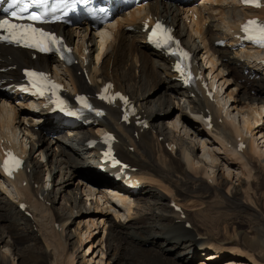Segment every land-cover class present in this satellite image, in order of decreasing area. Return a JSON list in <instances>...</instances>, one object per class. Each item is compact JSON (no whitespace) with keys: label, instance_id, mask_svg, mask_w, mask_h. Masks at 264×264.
<instances>
[{"label":"bare ground","instance_id":"6f19581e","mask_svg":"<svg viewBox=\"0 0 264 264\" xmlns=\"http://www.w3.org/2000/svg\"><path fill=\"white\" fill-rule=\"evenodd\" d=\"M185 5L187 6L183 8L164 1L153 0L146 7H139L121 14L109 26L107 33L101 36L89 31L87 27L69 30L57 26V31L62 34L65 41L69 45H75L76 64L71 69L55 70V77L65 81L71 91L78 90L87 93L96 92L98 87L106 81H111L115 91L125 92L134 101L135 107L138 108L136 122L144 121L149 126L148 130H142V126L136 122H132L127 127L119 125L118 109L111 108L105 119L96 126L87 129L76 128L72 132H66L65 136L63 134L65 139L68 138L72 142L71 145L77 146L69 145L72 150H76V153L90 154V159L85 158V160H91V163H86L87 161L81 163L78 161L79 159L76 160V154L67 148V143L65 146V142L60 140L62 137L56 142H49L48 147H45V137L49 127L39 126L34 123L35 121L31 123L32 118L40 122L43 118L46 120L45 112L38 115L21 103L14 106L18 101V96L10 94L11 90H2V87L7 84L0 85V142L2 140L18 142L20 153L25 159L24 170L17 175L13 182H6L0 173V221L5 223V228L13 234V246L16 251L20 252L16 247L18 241L23 239H35L36 241L39 238L47 247L44 258L47 262L53 261L52 264H55L58 257L63 254L60 249L66 248L63 246V242L67 240V234H65L67 222L77 215L84 214L82 212V208H84L90 215L101 214L104 218L109 219L113 217L112 214L125 217L128 223L136 222L133 224L131 222L128 225L124 222L118 224L113 222L108 227L109 230L105 231L110 264H180L178 260L174 261L168 258V255L182 250L185 252L183 255H190L189 258H192L197 251H205L208 248H213L217 252L209 257L220 258L232 250L228 248L232 246V240L227 237V231L223 235L222 241H216V236L212 232H202L203 235H201V232L196 228L192 230V221L196 211L221 216L226 212L223 211L225 208L228 212L235 211L246 215L253 211L254 218L259 221L255 236L260 249L258 256L263 257V215L243 204L237 197L238 190L228 188L227 194H224L219 179L215 175L210 178L207 174V167L217 168L221 156L218 157L215 151L209 149L200 157L199 162L205 164L201 172L199 173L197 169L193 174H189L188 171L194 169L192 158L197 146L201 145L203 152L205 151L206 141L203 140V137L208 136L214 140V145L218 146L220 152L224 151L225 156L221 159L224 164H231L233 161L230 162V158L234 161H242V165L249 170V173L255 171L257 177L264 178V165L259 163L261 150L257 145V139L255 140L257 134H263V132L255 130L263 125H261V121L264 104V82H258L261 65H257L255 61L260 54L264 55V51L253 52L246 49L236 51V42L231 41L232 34L239 29V24L243 19L255 14L264 16V9L256 12L246 8L240 9L234 0H199L197 4L188 1ZM144 14L156 16L174 28L178 38H181L186 47H189L195 60L200 57L199 55L202 56L201 58L204 59L208 67L201 65L198 66V69L208 79L209 87L213 88L216 83H219L218 88H221L222 91L223 86L229 83L224 77L228 72L229 76L238 77L244 82L249 93H254L256 97L261 95L260 99L256 97H251L252 100L248 99L259 101L262 104L260 109L254 107L253 111L250 108H248L250 110L248 112L241 110L240 113L238 111L237 113L243 117L241 124L235 114L234 118L231 117L232 114L229 111L225 112V117L222 114L224 106H220V102L228 105V101L232 98L231 93L225 97L218 93L215 94L217 106L208 102L200 94H196L194 98L189 97V91L180 88L177 75L171 71L169 60L145 45V35L140 30V20ZM126 28H130L132 31H128ZM97 39L98 41H96ZM217 40H224L227 43L224 47H216L214 42ZM89 44L97 45V48H89L91 47ZM87 49L89 54L85 56ZM0 50L2 51L0 66L14 65L16 67V70L0 76L1 80L12 78L16 81L20 77V68L26 64L45 69H49L52 65H55L56 68L60 67L51 58L36 57L32 61L30 53L27 51ZM95 50L96 60L93 61L91 54ZM160 76L165 79L163 81L167 85L165 91L167 98L159 97L157 103V98L153 99L154 96L152 92H148L147 87L148 84L155 85L156 82H161ZM137 81H140L139 85ZM182 100L185 104L188 103L187 107L177 105ZM171 106H175V109L181 112V116L178 115L177 119L182 117V120H185L184 116L188 109L195 117L210 116L213 120V130H207V132L194 130V136L191 138L189 131L194 128H190V130L184 131L186 138L180 139L164 135L162 130L154 134L152 123L155 119L153 116L157 114L160 117L161 114H164L166 117ZM19 107H26L29 110ZM43 122L46 123V121ZM202 124L205 126L204 122ZM187 127L184 125V130ZM105 129L115 133L119 140L115 146L116 155L132 169H136L133 175L142 185L140 190L143 192L131 200L117 199L108 193V190L113 188L112 185L106 184L104 180L98 181V178H102L96 174V177L84 174L82 175L84 185L81 193H84L82 196H86L87 199L90 198L88 200L92 204L87 209V200H84V206L77 207V204L80 203L77 194L71 196V202L74 205L72 208L69 200L63 197L66 203L65 209L61 213L65 219H62L53 213L52 205L55 201L42 184L43 174L49 176V174L57 172L58 168L63 165V162H59L60 158L65 159L66 169L76 170L77 172L74 174L78 176L83 170L91 171L89 166L95 167L97 158L94 157L93 151H88L86 142L90 138L98 139L99 133ZM162 136H166L164 143L160 141ZM29 142L30 150L28 151L26 147ZM240 142L245 144V147L238 151L237 145ZM131 149L132 151H130ZM35 154H39L41 157L46 155L47 162L41 164V161L34 157ZM52 155L57 160L55 165L49 159ZM23 183L24 186H22ZM61 184L63 187L60 190L64 191L65 184L64 182ZM4 186L14 189L18 202H14L8 196H3L6 190L3 189ZM66 186L69 185L66 184ZM102 187L104 189L97 192L96 188ZM244 192L246 193V191ZM47 195L48 197H46ZM46 201L50 203L49 206ZM22 202L28 206L24 210L20 207ZM200 204H206V211H203ZM175 205L180 206L181 212L174 210ZM91 206H94V209ZM132 207L135 209L134 211ZM76 210H80L76 212L77 215L75 214ZM93 211L96 212L92 213ZM218 216L215 217L219 218ZM93 220L97 219L93 218ZM153 223H158L159 226L152 225ZM56 224L62 228L61 232L58 231L59 228L56 227ZM188 225L191 230L187 228ZM23 226L27 228V231ZM34 226L38 228L36 232L32 228ZM79 228L77 227L78 231H80ZM80 235L78 232L75 233L79 245L83 241ZM51 243H53L52 247ZM9 252H11L9 244H6L5 253H0V264L15 263L13 254L9 255ZM179 255L182 256V253ZM180 260L190 263L187 258Z\"/></svg>","mask_w":264,"mask_h":264},{"label":"rangeland","instance_id":"374dc122","mask_svg":"<svg viewBox=\"0 0 264 264\" xmlns=\"http://www.w3.org/2000/svg\"><path fill=\"white\" fill-rule=\"evenodd\" d=\"M89 45H91V44H89ZM94 46L96 47L97 45L93 44L89 48L93 47V49H94L95 48ZM94 53H95V57H96V50L92 52V54H94ZM92 54H91V56H92ZM199 56H200L199 58L201 59L202 56L201 55H199ZM95 57H91V59H93V61H94V60H96ZM203 62H204V60H203ZM205 65H206V63H205ZM205 65L203 64V66H205ZM206 67H208V65H206ZM260 70H259L260 73L258 76L260 78V80L258 82H262V81L264 82V71L263 70L260 71ZM224 77H225V79H227V82H229V83L227 85H224L225 87L223 86V88H222L223 90L221 91V88H218L219 83H216V86L214 85L215 87L213 86L212 89L214 90V92H216L215 94L218 93L219 95H224V97L227 96V94H230V93L232 94V98L228 101V105H225V103L223 104L222 102H220V104L222 106H224V111L222 114H223V117H225V112L229 111V113L232 114L231 117L234 118V114H235L236 117L238 118V120L240 119V122L242 124L243 117L240 116L241 114H238L237 112L240 111V113H241V110H245L242 112H248L251 109H252L251 111H253L254 107L256 109L257 108L260 109L262 104L259 101L248 100L249 98L251 99V97L254 98L256 96L254 95V93L248 92V88L245 86V83L242 82L238 77H236V78L234 76L231 77V76H229L228 72L224 75ZM159 78H160L159 80L161 82H156L155 85L148 84L149 86L147 87L148 92L149 93L152 92V95L154 96L153 99L156 100V98H157V103H158L159 97L162 99L167 98V96H165L166 95L165 91L167 89L166 88L167 85H166V82L164 83V81H163L165 79H162L163 77H161V76ZM217 79H220V78H217ZM137 84L139 85L140 81H137ZM256 98L260 99L261 95L260 96L257 95ZM243 100H244V102H243ZM17 104L18 103L14 104V106ZM177 105H180L181 107H187L188 103L185 104L184 100H182V101H179L177 103ZM19 108H21V107H19ZM248 108H250V110ZM21 109L29 110L26 107H22ZM166 110H168V109H166ZM190 111H191L190 109L187 110V114H185V116H184L185 120H182V117H180V119H177L178 115L181 116V112L179 110L175 109V106H171V109H169L166 117L164 114H161L160 117H158V115L155 114L153 116V119H155V120H154V123H152V126L154 125V130H155L154 134H157V133H159V131L162 130L164 135L170 136L171 138L175 136L176 139L178 137H179L178 139H180L183 137L186 138L184 131H188V130H190V128H194L192 131H189L191 138H193V136H194V134H193L194 130L198 129L199 131L207 132L208 129L202 124L201 118L199 116H196L197 117L196 118L194 114L190 113ZM168 114H169V116H168ZM262 117L263 118L261 121V125L262 124L263 125L260 126L259 129H256L255 131L256 132H259V131L263 132V134L262 135L257 134L255 136V140L257 139V145H258V147H260L259 149L261 150V154L259 157V163L264 165V138H262L264 136V104H263V115H262ZM32 120L33 121H31V123H33L35 121L34 123H37L39 126H41V124L45 125L44 122L42 123V121L40 122L35 118H32ZM184 125H186V127L187 126H190V127H187L184 130V128H183ZM201 125H203V126H201ZM62 135L65 136L66 134L65 133H62V134L59 133V134H56L52 137L46 136L45 137L46 138L45 147H48V145L51 142H53V141L56 142L57 139H60L62 137L60 140L63 143L65 142L64 143L65 146L67 143V148L76 154V157H75L76 160L79 159L78 160L79 162L85 163L87 161V160H85V158L90 159V157H89L90 154L86 155L85 153H76V150H72L71 147H77V146L71 145L72 142L68 138L65 139L66 137H63ZM79 136H81V135H79ZM160 139H161V143H164L166 136H162ZM203 140L206 141V146H204L205 151L203 152L201 145L197 146L196 151H194L195 152L194 156L192 158V164L194 165V169H192V170L190 169L191 171L190 170L188 171L189 174H193L195 172V170H197V169L199 170V173L201 172V170L205 167V164H203L202 162H199L200 157L205 152H207L209 149L215 151V153L217 154L218 157L221 156V159H223V157L225 156L224 151L220 152L218 150L219 148H217L218 146L216 144L214 145V142H213L214 140L212 138H210V137L208 138V136H204ZM61 145H62V143H61ZM26 149L28 151L30 150V142L27 145ZM34 157L37 158L38 161H41L40 162L41 164H45L47 162L46 155L41 157V156H39V154H35ZM49 159H50V162H53V164L54 163L56 164L57 160H55L53 155H52V157H49ZM221 159H219L220 162H219V165H217V168L207 167L208 176H210V178H213V176L215 175L217 177V179H219V181L221 182V184L223 186L222 188H223L224 194H227L228 188L231 190H233V189L238 190V196H237L238 199L243 204L250 207L251 209L253 208L256 211H259L264 217V186H263L264 185V181H263L264 178L257 177V174L255 173V171H252L251 173H249V170L242 165L243 164L242 161H238V160L234 161V159L232 160V158H230V162H232V161L233 162L231 164L228 163V165H226V164H224V162L221 161ZM64 160L62 158L59 159V162H63V165H61L58 168L57 172H55L51 175L49 174V176L43 174V177L41 180L43 186H45V188H46V191L51 193V195H52L51 197L55 201L54 204L52 205V209L54 211L53 213L55 215L60 216L62 219H65L64 216L61 215V213H63L62 211H64L65 203H66V201L63 200V197H64V199L69 200V202H70L69 204L71 205V206L70 205L69 206L73 208L74 205L71 202L72 201L71 196H75L78 194L80 203L77 204V207L84 206V200H87L86 201L87 202L86 207H87V209L90 208V205L92 204V202L90 200H88L90 198L87 199L86 196H82L84 193L83 194L81 193L82 189H83L82 186L84 185L82 175L85 174L87 176L96 177L94 171L92 170V169H94L93 165L89 166V169L91 168L90 169L91 171L83 170V172H85V173L82 172L78 176L77 174H74L75 172H77L76 170L70 171V170L66 169V165H65L66 161L64 162ZM90 161L91 160H88L86 163H91ZM102 180L103 179L98 178V181L102 182ZM63 182L65 184L64 188H63L64 191H61L60 189L63 187V184H61V183H63ZM66 184L69 186H66ZM22 186H24V183ZM4 187H3V189H6V190H5V195H3V196H8L14 202H18L14 189L10 186H4ZM67 187H69V188H67ZM96 189H97V192H99V191H101L100 189H104V187L99 188V189L96 188ZM244 191H246V193ZM48 192H47V194H48ZM142 192H143V190L140 191V193H142ZM261 195H263V196H261ZM46 197H48V195ZM46 204L48 206L50 205V203H48L47 201H46ZM200 205H201V208L203 209V211H206V204H200ZM91 207H92V209H94V206H91ZM83 209L84 208H82V212L84 214L77 215L76 212H78L80 210H78V211L76 210L75 214L77 216L74 218H71V220H69V222H67L68 224L65 227V234H67V240L63 242V246H65L66 248L60 249L61 250L60 252L63 254L58 257L59 259L57 258L58 260L55 261L56 262L55 264H58V263L59 264H110V257H108L109 254H108L107 245L105 242L106 235H107V234H105V231L107 232L109 230L108 227L113 222H117V224L119 222L120 223L124 222V224L127 223V225L131 222H132L131 224H133V222H135V221H131L128 223V220L125 217L116 216V215H112V214H111V216H113V217L110 216L111 218L106 219L101 214H98V215L87 214L86 209H84V210ZM132 209H133V207H132ZM134 210L135 209H133V211ZM223 211L224 212L226 211V212L221 216H218L217 214L215 215L214 213L206 212L204 214V213H199L198 211H196V213L193 216L192 230H194L193 228H196V230L201 232V235H203V233H206V232H210V233L212 232V234H214L216 236L215 237L216 241H222L224 239L223 235L227 231V234H226L227 237L232 240V246L228 247L229 250L232 249V250H230V252H228L227 254H223L222 255L223 257L220 256V258H212V257H209V255H211L213 253H217V252L213 248H208L207 250L205 249V251L204 250L197 251L195 253V255L192 256V258H189V257H191L190 255L185 256L186 254L183 255V253H185V252H182V250H178V251L172 253L171 255H168V258L173 259L174 261L178 260L179 261L178 263H180V264H264V255L262 254V256H263L262 258H260V256H258V254L260 253V249L258 248L259 245L257 244V242L255 240V236L257 233L256 229L259 227V224H258L259 221L254 218L255 216L253 215L254 214L253 211H252V213L248 212L247 215L245 213L240 214V213H237L235 211H232L235 213L234 214L232 212H228V210H226L225 208L223 209ZM94 212H96V211H93L92 213H94ZM69 215H70V213H69ZM215 216L216 217L218 216L219 218H216ZM70 217H71V215H70ZM93 218H95L97 220L94 221ZM213 218H215V220H213ZM157 224L158 223H156V224L153 223L152 225L159 226V224L158 225ZM35 226L32 227L34 229V232H36L38 229ZM104 226H106L107 228ZM23 227H25V226H23ZM56 227L59 228L60 225L56 224ZM77 227H80L79 228L80 231L77 230ZM213 228H214V230H213ZM0 230H1L0 231V239H1V241H0V253L1 252H2V254L5 253V245L9 244V247L11 250V252H9V255H11V253L13 254L14 259H15L14 264H52L53 261L47 262L46 259L44 258V252L46 251L47 247L45 246V244L41 240H39V238L36 241H35V239H23V240L18 241L16 244V247L19 248V250H20V252H18V251H16V249L13 246V241H14L13 234L8 232V229L5 228V223H3L2 221H0ZM61 230H62V228L58 229L59 232H61ZM25 231H27L26 227H25ZM158 231H160V230H158ZM76 232L81 234L80 235L81 240H83L81 245L78 244V242H79L78 238L75 236ZM52 245H53V243H51V247H52ZM147 248H149V247L147 246ZM51 252H52V249H51ZM181 253H182V256L179 255ZM181 258H187L188 259L187 261L190 260V263H186V262L181 261L180 260Z\"/></svg>","mask_w":264,"mask_h":264},{"label":"snow or ice","instance_id":"6c2138e0","mask_svg":"<svg viewBox=\"0 0 264 264\" xmlns=\"http://www.w3.org/2000/svg\"><path fill=\"white\" fill-rule=\"evenodd\" d=\"M29 2L31 4H46L47 0H11V4L14 6H19L18 10H13L11 12V16L16 19H25L24 16L21 14L24 12H27L28 4ZM244 3H249L251 0H243ZM257 6H259L257 4ZM26 19L31 21H38L40 20V16L33 13L31 15H28ZM249 25H257L256 21H249L247 25L243 26V31L245 33H248L246 35V39H249L261 46H264V25H257L255 29H251ZM0 30H3L7 32V35L0 36V40L8 41L16 44L23 43L26 47L30 48H39L40 51H49V47L47 46V42L51 41L53 43L56 42V37L49 35L43 31L38 30L37 28L33 27L31 24L29 25H21L11 22L8 19H0ZM166 37L161 42L158 37L160 36ZM152 37L154 39H157V46H166L171 40V36L167 35L166 30L163 28V26L160 23H157L155 25L154 30L152 31ZM175 55V53H173ZM187 56V54H184ZM180 70L179 68L177 69ZM27 75L34 77L36 79L43 80L45 79L42 74L39 76L37 73L34 72H28ZM53 87H58L56 85H53ZM81 101L84 103V107H89V105L83 101V98H81ZM100 115L101 113H97ZM11 156V154H8ZM14 161V166L18 167L20 164V161L16 159L15 157H12ZM5 170L8 171V174L11 175V169L9 168V161L5 160L4 162Z\"/></svg>","mask_w":264,"mask_h":264}]
</instances>
